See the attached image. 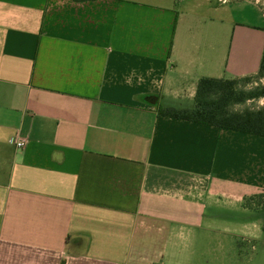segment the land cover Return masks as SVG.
Here are the masks:
<instances>
[{
  "label": "crops",
  "instance_id": "crops-1",
  "mask_svg": "<svg viewBox=\"0 0 264 264\" xmlns=\"http://www.w3.org/2000/svg\"><path fill=\"white\" fill-rule=\"evenodd\" d=\"M228 2L0 0V264H264V136L158 112L257 73Z\"/></svg>",
  "mask_w": 264,
  "mask_h": 264
},
{
  "label": "trees",
  "instance_id": "trees-1",
  "mask_svg": "<svg viewBox=\"0 0 264 264\" xmlns=\"http://www.w3.org/2000/svg\"><path fill=\"white\" fill-rule=\"evenodd\" d=\"M253 77H264V48L258 71L254 75L217 78L202 76L197 81L192 107H159L158 112L169 117L264 136V108L241 111L230 109L234 104L264 96V86L251 89L239 86L240 81L251 80ZM255 196L264 199V192Z\"/></svg>",
  "mask_w": 264,
  "mask_h": 264
},
{
  "label": "rangeland",
  "instance_id": "rangeland-1",
  "mask_svg": "<svg viewBox=\"0 0 264 264\" xmlns=\"http://www.w3.org/2000/svg\"><path fill=\"white\" fill-rule=\"evenodd\" d=\"M220 1L225 2V0ZM226 4L229 8L228 13L232 18L231 23L227 27H225V25L223 27H217V30L222 29L221 31L226 32L227 38L231 35L234 22H244L264 26V0H230V2ZM239 86L244 89L263 87L264 77H253L251 80H242L240 81ZM258 108H264V96L247 100L243 103H237L230 107V109L236 111H241L244 109L256 110ZM257 201L263 202L264 204V199H261L257 196H255L254 199L251 200V202ZM244 258L246 259V254L243 252V254H241L239 257V261L245 260ZM255 264H257V262H255Z\"/></svg>",
  "mask_w": 264,
  "mask_h": 264
},
{
  "label": "built area",
  "instance_id": "built-area-1",
  "mask_svg": "<svg viewBox=\"0 0 264 264\" xmlns=\"http://www.w3.org/2000/svg\"><path fill=\"white\" fill-rule=\"evenodd\" d=\"M12 141L15 146H17L18 148H22L27 142V137L21 131L18 130L16 131Z\"/></svg>",
  "mask_w": 264,
  "mask_h": 264
}]
</instances>
